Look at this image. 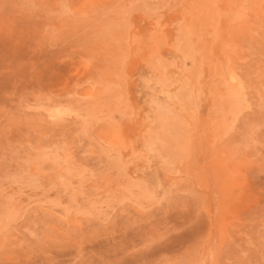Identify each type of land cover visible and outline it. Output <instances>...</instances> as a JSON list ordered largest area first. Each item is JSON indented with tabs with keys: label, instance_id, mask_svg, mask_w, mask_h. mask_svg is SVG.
Returning a JSON list of instances; mask_svg holds the SVG:
<instances>
[{
	"label": "rangeland",
	"instance_id": "obj_1",
	"mask_svg": "<svg viewBox=\"0 0 264 264\" xmlns=\"http://www.w3.org/2000/svg\"><path fill=\"white\" fill-rule=\"evenodd\" d=\"M0 264H264V0H0Z\"/></svg>",
	"mask_w": 264,
	"mask_h": 264
},
{
	"label": "bare ground",
	"instance_id": "obj_2",
	"mask_svg": "<svg viewBox=\"0 0 264 264\" xmlns=\"http://www.w3.org/2000/svg\"><path fill=\"white\" fill-rule=\"evenodd\" d=\"M170 99V98H169ZM203 138V137H202ZM194 140V139H193Z\"/></svg>",
	"mask_w": 264,
	"mask_h": 264
}]
</instances>
